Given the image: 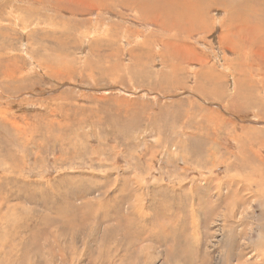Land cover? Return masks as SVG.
Segmentation results:
<instances>
[{
    "label": "rangeland",
    "instance_id": "rangeland-1",
    "mask_svg": "<svg viewBox=\"0 0 264 264\" xmlns=\"http://www.w3.org/2000/svg\"><path fill=\"white\" fill-rule=\"evenodd\" d=\"M0 113V264H264V0H0Z\"/></svg>",
    "mask_w": 264,
    "mask_h": 264
},
{
    "label": "bare ground",
    "instance_id": "bare-ground-1",
    "mask_svg": "<svg viewBox=\"0 0 264 264\" xmlns=\"http://www.w3.org/2000/svg\"><path fill=\"white\" fill-rule=\"evenodd\" d=\"M218 2V1H217ZM137 6V5H136ZM140 6H142V5H140ZM143 7V6H142ZM151 9V8H150ZM165 9V8H164ZM161 10V9H160ZM159 10V11H160ZM155 11H157V12H159L158 10H155ZM164 14V13H163ZM162 17V16H161ZM14 18V17H13ZM193 18H195V17H193ZM158 19V18H157ZM167 19V16L165 17V20ZM168 19H171V18H169L168 17ZM181 19H183V18H181ZM15 20V19H14ZM164 20V21H165ZM196 20V19H195ZM198 20H199V17H198ZM198 20H196V21H198ZM202 20V19H201ZM167 21V20H166ZM171 26H172V24H171ZM173 26H174V24H173ZM170 30H171V28H170ZM63 64V63H62ZM66 65V64H65ZM10 67H12V66H10ZM54 67V66H53ZM59 67V66H58ZM62 67V66H61ZM67 67V66H66ZM6 69V68H5ZM3 70H4V68H3ZM11 70V69H10ZM57 70V69H56ZM64 70H65V67H64ZM9 71V70H8ZM60 71V70H59ZM62 71V70H61ZM10 73V72H9ZM106 98V97H105ZM103 99V98H102ZM108 99V98H107ZM122 103V102H121ZM1 114V113H0ZM7 118H9V117H7ZM204 134V133H203ZM59 137V136H58ZM258 139V138H257ZM260 143V142H259ZM257 153V152H256ZM259 155H260V157H261V159H264V157H262L261 156V153H260V150H259ZM244 157V156H243ZM208 159V158H207ZM247 163V162H246ZM258 164L260 165V163L258 162ZM260 168H262V166L260 165ZM125 173V172H124ZM111 177V176H110ZM103 178V177H102ZM129 178V177H128ZM127 178V179H128ZM217 184V183H216ZM251 187V186H250ZM102 188V187H101ZM100 188V189H101ZM260 186H258L255 190H253V191H250V193H251V196H249L251 199L254 197V196H256L257 195V192L259 191L260 192ZM251 190V189H250ZM112 192V191H111ZM192 193V192H191ZM237 195H239V194H237ZM220 196V195H219ZM248 196V195H247ZM246 196V197H247ZM137 198V197H136ZM143 198V197H142ZM248 198V197H247ZM134 200V199H133ZM140 200V199H139ZM215 201V200H214ZM101 202H103V201H101ZM244 202V201H243ZM247 202V201H246ZM79 207V206H78ZM233 207V206H232ZM1 210V209H0ZM211 212V211H210ZM22 218V217H21ZM212 219V218H211ZM21 225V224H20Z\"/></svg>",
    "mask_w": 264,
    "mask_h": 264
}]
</instances>
